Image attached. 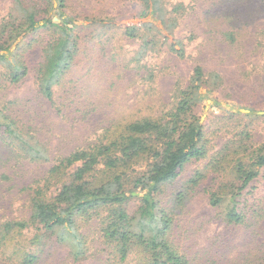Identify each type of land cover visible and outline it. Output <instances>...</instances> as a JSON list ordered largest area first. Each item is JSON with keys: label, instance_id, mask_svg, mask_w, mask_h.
<instances>
[{"label": "rangeland", "instance_id": "1", "mask_svg": "<svg viewBox=\"0 0 264 264\" xmlns=\"http://www.w3.org/2000/svg\"><path fill=\"white\" fill-rule=\"evenodd\" d=\"M26 1L46 6L44 0ZM160 1L164 23L159 15H142L143 0H53L54 20L65 12L77 39L76 60L54 87V103L38 91L36 82V68L53 31L40 29L18 51L5 52L8 58L20 55L29 70L17 84L0 79V100L10 104L8 113L24 131L45 144L51 161H30L6 152V145L0 144V224L29 216V188L44 176L56 155L97 142L108 127L159 114L175 101L176 89L189 84L200 64L207 83L199 90L203 100L196 112L205 127L207 156L188 162L172 183L162 187L158 198L162 207L174 210L172 237L194 264H264V167L238 198L242 223L225 220L226 204L210 203L213 191L231 195L225 189L232 179L229 169H209L183 204L175 202V194L196 169L228 141L242 137V132L250 134L251 147L236 155L248 163L253 162L252 151L264 143V0ZM177 5L183 8L175 9ZM21 6L17 0H0V22L11 10L19 14ZM146 22L157 27L149 31ZM133 25L139 26L137 37L125 34ZM149 37L156 44L151 43L143 59L134 60ZM146 191H133L131 213L141 203L136 196ZM83 225L85 257L76 260L69 245L54 236L35 264H117L112 248L102 241L99 220ZM37 232L30 227L18 241L25 243ZM2 249L0 264H23L20 254H5ZM125 264H137V259Z\"/></svg>", "mask_w": 264, "mask_h": 264}, {"label": "trees", "instance_id": "2", "mask_svg": "<svg viewBox=\"0 0 264 264\" xmlns=\"http://www.w3.org/2000/svg\"><path fill=\"white\" fill-rule=\"evenodd\" d=\"M44 1L46 6L17 0L22 5L19 14L11 10L2 18L0 79L10 85L21 82L28 74L27 65L20 55L8 58L5 52L18 51L29 35L50 29L54 37L46 43L44 58L36 68V82L38 91L54 103V87L76 60L77 39L71 33V21L66 13H58L59 21H55V15L50 12L54 9L53 0ZM59 1L64 3V0ZM143 2V16L159 15L161 22H165L160 0ZM180 7L182 5H177L175 9ZM144 26L149 31L157 27L151 22ZM138 28V25L127 27L125 34L137 37ZM153 41L155 43V39L147 38L134 60L149 54ZM175 50L184 52V48ZM206 83L207 73L198 64L189 84L176 89L175 101L167 103L159 114L136 117L121 126L108 127L97 142L69 154L56 155L44 176L29 188V216L0 224L3 253L20 254L23 264H35L55 236L60 243L69 245L76 260H81L88 250L81 229L83 224L97 219L102 241L112 248L117 264H125L134 257L137 264H194L173 239L174 210L162 207L158 194L181 174L188 162L207 156L205 127L196 112L203 100L199 90ZM9 108V103L0 100V144L7 147V151L3 150L34 162L51 161L50 150L37 137L24 131L13 114L8 113ZM241 134L237 140L228 141L203 168L196 169L185 187L175 194L176 203H184L203 183L209 169H229L232 179L225 189H230L231 195L226 197L220 190L213 191L210 203L214 207L226 204L224 217L228 223L243 222L238 198L264 167V143L252 151L253 162L248 163L236 156L251 147L250 134ZM138 188L147 191L136 196L141 203L135 213H131L128 203ZM30 227L39 232L25 243L19 242V236Z\"/></svg>", "mask_w": 264, "mask_h": 264}, {"label": "water", "instance_id": "3", "mask_svg": "<svg viewBox=\"0 0 264 264\" xmlns=\"http://www.w3.org/2000/svg\"><path fill=\"white\" fill-rule=\"evenodd\" d=\"M262 113H264V112H262Z\"/></svg>", "mask_w": 264, "mask_h": 264}]
</instances>
